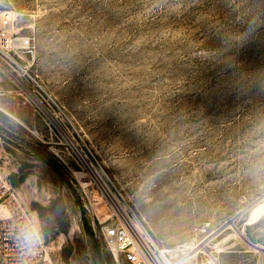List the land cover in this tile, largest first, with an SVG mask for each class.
Masks as SVG:
<instances>
[{
	"label": "rangeland",
	"instance_id": "obj_1",
	"mask_svg": "<svg viewBox=\"0 0 264 264\" xmlns=\"http://www.w3.org/2000/svg\"><path fill=\"white\" fill-rule=\"evenodd\" d=\"M3 13L34 43L58 127L0 73V176L52 264H118L100 185L162 248L264 264V0H0Z\"/></svg>",
	"mask_w": 264,
	"mask_h": 264
},
{
	"label": "built area",
	"instance_id": "obj_2",
	"mask_svg": "<svg viewBox=\"0 0 264 264\" xmlns=\"http://www.w3.org/2000/svg\"><path fill=\"white\" fill-rule=\"evenodd\" d=\"M10 13L0 15V73L11 81L58 127L52 112L37 92L38 83L30 72L35 46L29 37H17L11 31ZM129 214V212H128ZM130 211L125 217L114 213L110 223L101 228L100 237L118 264H196V255L185 249L162 248L143 229ZM0 264H52L48 258L45 236L33 214L12 193L0 176Z\"/></svg>",
	"mask_w": 264,
	"mask_h": 264
},
{
	"label": "bare ground",
	"instance_id": "obj_3",
	"mask_svg": "<svg viewBox=\"0 0 264 264\" xmlns=\"http://www.w3.org/2000/svg\"><path fill=\"white\" fill-rule=\"evenodd\" d=\"M12 32V31H11ZM83 177V176H82ZM84 178V177H83ZM86 178V177H85ZM84 178V179H85ZM98 181L102 184L103 182H102V179H100V178H98ZM85 185H89V183H87V182H85L84 183ZM100 186H103L102 188H104L105 189V191H104V193H105V195L109 198V200L111 201V203H112V205H113V208H114V210L117 212V213H121L122 215H124L125 217H127V215H129L130 214V210L129 209H127V207H125V206H122L121 205V203H120V201L117 199V197H116V195L109 189V188H107V186L105 185H100ZM262 202H264V198L263 199H261V201H259L255 206H257V205H260ZM128 212H129V214H128ZM108 219H110L109 217H108ZM134 220H136V222L138 223V224H142V222L140 221V220H138V219H136V218H134ZM143 229H145L146 230V228L144 227V225L142 224V225H140ZM147 231V230H146ZM242 233V232H241ZM61 245H62V241L59 243V245H58V249L60 250L61 249ZM255 247H260V246H256L255 245ZM192 249V248H191ZM262 249H264V248H262ZM197 250V248H194L193 249V251L192 252H195ZM218 251H219V249H218ZM190 255H191V253H190Z\"/></svg>",
	"mask_w": 264,
	"mask_h": 264
},
{
	"label": "trees",
	"instance_id": "obj_4",
	"mask_svg": "<svg viewBox=\"0 0 264 264\" xmlns=\"http://www.w3.org/2000/svg\"><path fill=\"white\" fill-rule=\"evenodd\" d=\"M40 159L43 160L45 163H47L57 174H59V176L67 183L68 181L64 178V176L62 175L60 169L57 167V165L50 161L46 156L44 155H39Z\"/></svg>",
	"mask_w": 264,
	"mask_h": 264
}]
</instances>
